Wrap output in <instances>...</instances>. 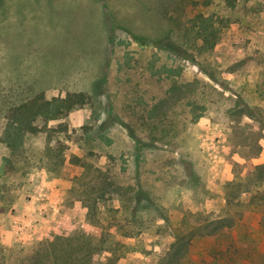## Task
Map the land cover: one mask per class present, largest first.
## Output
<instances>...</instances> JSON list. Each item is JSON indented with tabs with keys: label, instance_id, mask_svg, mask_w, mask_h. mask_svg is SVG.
<instances>
[{
	"label": "rangeland",
	"instance_id": "1",
	"mask_svg": "<svg viewBox=\"0 0 264 264\" xmlns=\"http://www.w3.org/2000/svg\"><path fill=\"white\" fill-rule=\"evenodd\" d=\"M74 93L85 103L5 142L17 105ZM96 168L155 206L145 233L116 236L117 264H157L180 227L228 216L185 264H264V0H0V264L98 232L81 197ZM118 207L100 202V224Z\"/></svg>",
	"mask_w": 264,
	"mask_h": 264
},
{
	"label": "trees",
	"instance_id": "2",
	"mask_svg": "<svg viewBox=\"0 0 264 264\" xmlns=\"http://www.w3.org/2000/svg\"><path fill=\"white\" fill-rule=\"evenodd\" d=\"M237 1L227 0L228 6H235ZM85 100V94L74 93L67 94L64 98L58 97L51 100L37 96L17 105L11 111V121L7 125L4 135L5 142L10 148L16 147L15 141L19 137L22 140V133L35 134L37 132V126L34 125L36 121L41 119L44 122L43 126L46 127L47 122L62 118L77 104H84ZM11 130L13 132H10ZM48 137H51V134L48 133ZM47 150L46 162L47 160L53 162L61 153L60 150L54 155L55 152H52L50 147ZM69 162L83 169L89 168L84 164L85 161L77 156H71ZM109 169L111 168L108 167L105 172ZM102 170L96 168V173L89 181V184H93L90 187L85 186L83 194H81L84 206L88 211L85 216L86 220L99 229L98 232H88L78 228L68 234L56 235L51 240L33 244L21 264H117L122 257L124 245L116 239V236L131 238L147 231L140 215H142L141 212L153 213L155 206L152 199L143 190L140 181L136 179L135 185L129 182L123 183V177L122 180L118 178V174H111L109 177ZM259 178L264 180V176H259ZM112 201L119 202V207L110 208L109 212L120 214L121 219L117 220L115 215H111L107 224H100L103 221L107 222L108 218H100L98 205L100 202L110 203ZM203 222L204 224L200 222L192 224L185 230L180 227L178 233L172 235L174 240L170 242L166 254L158 260L157 264H185L190 240L193 237L199 234L203 236L217 235L223 231L226 223V226L231 227L235 220L228 216L216 222L208 221V219ZM219 224L222 225V228L210 231L212 226Z\"/></svg>",
	"mask_w": 264,
	"mask_h": 264
}]
</instances>
